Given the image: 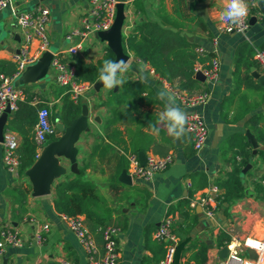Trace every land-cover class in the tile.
<instances>
[{"label":"crops","instance_id":"0c3cea01","mask_svg":"<svg viewBox=\"0 0 264 264\" xmlns=\"http://www.w3.org/2000/svg\"><path fill=\"white\" fill-rule=\"evenodd\" d=\"M185 1L182 12L197 17L196 20L178 19L172 0H135L124 8L121 36L137 34L139 24L150 20L164 29L178 32L191 45L194 68L197 65L207 67L210 58L218 60V74L214 81L204 78V82H200L194 73L193 78L198 82L196 87L189 91L191 93L181 91L192 95L208 94L206 102L196 107L208 131L206 146L200 153H194L187 131L179 139L170 138L163 129L158 135L151 132L150 124L156 122L165 103L171 101L185 112L188 109L172 96L165 80L153 72L146 59L139 60L128 53L124 85L113 90L92 89L81 100L87 109L88 130L80 134L75 144L77 169L82 170L84 180L91 181L108 202H113L114 226L120 228L117 264H159L165 250L153 239L152 233L167 216L175 221L172 230L178 243L197 228L190 245L182 252L180 264H217L223 259L219 257V251L234 240L248 236L264 238V156L260 153L264 152V89L258 83V77H264V74L253 59L255 50H264V11L258 5L264 6V0H247L256 4L249 18L254 21L249 22L245 33L232 34L219 30L224 25L219 19L224 0H206L204 18L195 12L205 0ZM36 6L49 10L50 48L60 53L64 62L72 65L75 71L81 64L96 65L105 57L108 45L95 35L83 40L76 57L66 53L70 43L65 37L81 27L90 0H16L0 12V72L5 76L11 78L15 75L17 67L13 55L24 42L15 16ZM169 22L175 23L176 28ZM35 47L33 41L31 51ZM198 47L206 56L196 54ZM177 55L182 62L191 61L189 52L185 57V53L178 51ZM48 76L47 80L18 88L26 95L36 96L52 113L54 108L56 111L60 109L64 91L56 86L51 74ZM134 82L142 83L143 89L126 90L125 84ZM173 83L177 86L179 82L175 80ZM112 92L118 95L112 96ZM161 92L166 94L163 100L160 99ZM116 98L123 101L118 103ZM113 130L114 145L111 144L109 151L102 152L100 147L109 143L107 137ZM246 131L256 141L257 150L248 142ZM139 153L145 157L170 154L173 162L151 181L131 179V185L122 184L118 177L122 171L127 173V156L134 154L138 157ZM2 154L0 143V230H16L24 239V245L20 248L5 245L0 264H61V261L88 264L82 245L53 207L55 184L65 178H74L69 161L60 159L65 173L53 182L50 194L33 197L28 177L25 173L7 172ZM235 168L239 169L242 197L233 199L230 204L221 202L216 216L206 218L199 204L203 192L215 185L223 197L224 190L220 186ZM117 171L118 186L111 191L109 180ZM21 191L24 199L20 196ZM221 214L224 219L220 218ZM42 224H47L49 230L44 234L43 243L37 245L34 236ZM89 235L101 252V232H89ZM202 246L206 248L205 256L200 252Z\"/></svg>","mask_w":264,"mask_h":264},{"label":"built area","instance_id":"2783aa9c","mask_svg":"<svg viewBox=\"0 0 264 264\" xmlns=\"http://www.w3.org/2000/svg\"><path fill=\"white\" fill-rule=\"evenodd\" d=\"M16 0H0V12L12 6ZM135 0H126V5L132 4ZM249 12L246 19L238 26L223 25L219 28L222 33H245L249 28V18L251 11L256 7L255 2L247 1ZM116 0H90V6L87 13L81 21V27L70 31L65 39L70 43L66 53L71 57H76L82 48V42L89 35H96L110 29L116 15ZM16 23L24 35V42L21 44L18 52L13 55L16 63V73L9 78L0 72V116L6 109L11 112L16 110V103L26 99V94L16 88L13 83L27 66L34 65L45 52H50L52 58L49 66V75L51 74L57 87L64 90V94L69 95V99L74 104L81 103L86 93L93 89V84L78 81L75 77V68L64 62L60 53L50 51V40L47 32L49 23V10L45 7L36 6L31 10L18 12L15 16ZM33 41L36 47L31 51ZM199 57L206 56L205 51L198 47L195 49ZM255 63L264 74V50H255L253 54ZM219 63L216 58H210L207 67L197 65L194 73L200 72L206 81H214L218 74ZM165 85L172 96L185 108L188 109L190 116L187 132L191 137L192 149L194 153H200L206 146L208 131L205 123L196 111V107L206 102L207 93L188 94L172 88L166 81ZM29 104L37 108V122L33 128L32 138L36 146L37 160L44 146L51 140L58 137V131L50 120V109L43 106L42 102L34 96ZM3 154L2 163L7 172L16 174L18 172L19 160L17 148L19 138L16 133L8 130L3 132ZM128 169L127 175L131 179L151 181L159 173L164 172L173 162V157L168 154L163 157L149 155L143 166L140 165L138 157L134 154L127 156ZM222 195L220 189L215 186H209L199 200L206 218H214L221 205ZM194 207V205H192ZM66 224L68 230L78 239L86 255L88 264H117L118 248L117 236L119 229L113 226H107L101 230L102 250L98 252L92 237L87 231L82 216L69 217L60 215ZM174 219L167 216L158 225L152 233L153 239L163 245L165 253L159 264H173L175 250L178 243V237L172 230ZM49 230L47 224H42L40 231L34 236L35 243L41 245L44 240V234ZM257 244L260 247H257ZM8 245L14 248H20L24 245V239L13 229L0 230V257L3 255L4 247ZM254 252L256 259L251 260L247 251ZM227 255L217 264H264V238L258 239L251 236L242 240H234L227 246ZM61 264H71L67 261H61Z\"/></svg>","mask_w":264,"mask_h":264},{"label":"trees","instance_id":"16d2710c","mask_svg":"<svg viewBox=\"0 0 264 264\" xmlns=\"http://www.w3.org/2000/svg\"><path fill=\"white\" fill-rule=\"evenodd\" d=\"M172 1L174 3V14L178 19L187 21L197 19L193 15H186L182 12L181 6L186 2L185 0ZM169 24L176 28L175 23L169 22ZM121 44L124 54L132 53L139 60L146 59L153 72L165 80L172 88L189 92L196 87L198 82L193 78V61L195 58L190 53L191 45L183 37H180L178 32H172L171 30L162 28L156 22L146 20L139 24L137 34L123 36ZM177 51L178 53H185L184 57L189 52L191 61L187 63L182 62V58L177 55ZM170 55H173V57L170 58ZM106 59H114L109 49H107L105 57L98 61L96 65L86 66L81 64L75 71L76 79L90 84L98 82L99 68ZM175 80L179 82L177 86H174L173 82ZM125 87L129 92L141 91L143 89V85L140 82L126 83ZM117 95V93L112 92V96ZM33 97V94H27L25 100L16 103V110L9 116L5 126V130L12 131L19 136V145L17 148L19 175H23L36 161V146L32 138V133L37 122V108L29 104ZM122 101L117 100L118 103ZM82 106L81 103L74 104L69 99L68 94H63L61 107L58 111L54 110L52 113L50 112V120L54 122L56 120V114H58L62 124L68 127L80 116ZM107 138L109 143L100 147L102 152L109 151L112 148L111 144L114 145V130ZM262 142L264 143V138ZM260 153L261 156H264L263 151ZM118 175L119 171L114 173L109 180V189L111 191L117 189ZM220 187L224 190L222 203L230 204L233 199L241 198L243 195V186L239 179V169L235 168L233 172L228 174L226 180ZM19 193L21 198L24 199V192L21 191ZM53 195L55 212L69 217L82 216L85 227H87L90 233L98 230L101 232L107 226L119 228L118 226H114L113 202H108L91 181L83 179L82 170L77 175H74L73 179L65 178L63 181L56 183L53 189ZM227 242H229V239H227ZM205 250L206 248L202 246L200 252L203 256H205Z\"/></svg>","mask_w":264,"mask_h":264},{"label":"water","instance_id":"95a60500","mask_svg":"<svg viewBox=\"0 0 264 264\" xmlns=\"http://www.w3.org/2000/svg\"><path fill=\"white\" fill-rule=\"evenodd\" d=\"M38 1L43 2L46 0ZM116 1V15L112 26L109 30L99 32L95 36L99 40L105 41L107 43L108 48L111 50L115 57V60L123 59L125 61H128V55L124 54L121 44V28L124 22V8L126 6V0ZM205 4L206 0L204 3H201L197 6V11L195 12V14L201 18H204ZM258 5L261 11H264V6L261 3H259ZM253 21L254 19L251 18L249 20L250 24ZM51 58L52 54L50 52L43 53L34 65L27 66L24 69L18 79L14 81L13 85L18 88L25 85H33L46 79L49 75ZM195 79L200 82H204V77L200 72L195 74ZM258 83L264 89V77H258ZM100 88H102V84H100L99 82L93 84V89L95 91H98ZM12 113L13 112H11L9 109H6L0 116V143H2L3 141V132L7 124L8 116H10ZM55 127L60 136L55 140L49 141L44 146L40 156L35 161V163L25 171V175L28 177L31 184V194L33 197H44L49 195L53 182L65 173V168L60 165V159H67L69 161V170L71 173L75 175L79 173L75 158V144L80 134L88 130L86 106H82L80 116L75 119L70 126L65 127L62 122L57 119L55 120ZM245 135L251 146L255 150H257L258 145L251 134L246 131ZM138 160L140 165L143 166L146 162L145 155L139 153ZM246 168H248V166ZM118 181L124 185H131V178L129 175H127L126 171L121 172L118 177ZM220 218L224 219L225 217L221 214ZM196 231L195 229L191 230L189 236H187L177 244L173 264H180L182 252L186 246L190 245L191 239L196 235ZM208 247L211 248L209 244ZM227 253V248L223 247L219 251L218 255L221 258H225ZM247 255L251 260L256 259L254 252L251 250L247 251Z\"/></svg>","mask_w":264,"mask_h":264},{"label":"clouds","instance_id":"9594fccd","mask_svg":"<svg viewBox=\"0 0 264 264\" xmlns=\"http://www.w3.org/2000/svg\"><path fill=\"white\" fill-rule=\"evenodd\" d=\"M249 12L247 0H224L223 8L219 12V19L228 26H238L243 23ZM128 70L127 61L104 60L99 68L98 82L107 90H113L123 86L125 79L123 74ZM165 93H160V99L165 98ZM190 116L182 108L175 106L171 101L165 103L164 109L157 115V120L150 124V130L158 135L160 131L166 130L170 138L179 139L187 130ZM259 248L260 245L257 244Z\"/></svg>","mask_w":264,"mask_h":264},{"label":"rangeland","instance_id":"374dc122","mask_svg":"<svg viewBox=\"0 0 264 264\" xmlns=\"http://www.w3.org/2000/svg\"><path fill=\"white\" fill-rule=\"evenodd\" d=\"M86 49H87V48H86ZM50 51H51V52H55V49L51 47V48H50ZM83 55H85V52L83 53ZM47 79H49V76L46 78V80H47ZM54 110H55V108H54ZM54 110H53V111H54Z\"/></svg>","mask_w":264,"mask_h":264}]
</instances>
